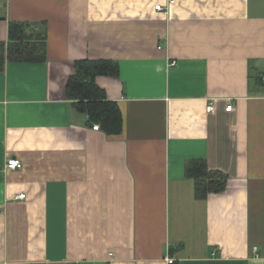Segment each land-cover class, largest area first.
I'll return each mask as SVG.
<instances>
[{
  "label": "crops",
  "instance_id": "obj_1",
  "mask_svg": "<svg viewBox=\"0 0 264 264\" xmlns=\"http://www.w3.org/2000/svg\"><path fill=\"white\" fill-rule=\"evenodd\" d=\"M11 21L46 57L0 71V264H264V0H0L5 44ZM86 58L118 63V134L66 94ZM193 160L225 189L197 198Z\"/></svg>",
  "mask_w": 264,
  "mask_h": 264
},
{
  "label": "trees",
  "instance_id": "obj_2",
  "mask_svg": "<svg viewBox=\"0 0 264 264\" xmlns=\"http://www.w3.org/2000/svg\"><path fill=\"white\" fill-rule=\"evenodd\" d=\"M46 33L29 22L11 21L7 43L0 42V71L6 60L35 62L46 57ZM118 63L111 59H80L75 62V73L65 83L68 98L87 116L88 123H98L108 135L121 132V111L115 101L106 98L96 84L97 75H116ZM186 175L194 181L195 195L205 198L210 192L225 189L227 176L222 171L209 169L204 160H193L186 167ZM171 264H177L172 262Z\"/></svg>",
  "mask_w": 264,
  "mask_h": 264
},
{
  "label": "built area",
  "instance_id": "obj_3",
  "mask_svg": "<svg viewBox=\"0 0 264 264\" xmlns=\"http://www.w3.org/2000/svg\"><path fill=\"white\" fill-rule=\"evenodd\" d=\"M172 2H173V0H168V5H169L170 3H172ZM154 8L157 9V10H163V9H164V6L161 5V4H157V5H155ZM166 8H168V6H167ZM171 64H174V62L172 61ZM212 108H213V107H212V104H209L208 107H207V109H208L209 111H211ZM231 109H232V104H231V103H228V104L226 105V110H231ZM92 128H93L94 130H98V129H100L98 123L93 124ZM21 166H22V163H21L20 159L17 158V157H9V158L7 159V161H6V168H7V169H17V168H20ZM18 197H19V198H22V197H24V195L21 194V195H18ZM253 250H254V251H257V247L254 246V247H253ZM166 261H167L168 264H171L174 260H173L172 257H170V256L167 255V256H166Z\"/></svg>",
  "mask_w": 264,
  "mask_h": 264
}]
</instances>
